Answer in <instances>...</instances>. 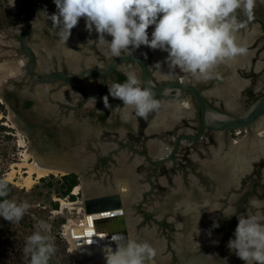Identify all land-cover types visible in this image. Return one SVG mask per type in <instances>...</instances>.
Returning a JSON list of instances; mask_svg holds the SVG:
<instances>
[{
	"label": "flooded vegetation",
	"instance_id": "flooded-vegetation-1",
	"mask_svg": "<svg viewBox=\"0 0 264 264\" xmlns=\"http://www.w3.org/2000/svg\"><path fill=\"white\" fill-rule=\"evenodd\" d=\"M53 6H56L53 0H0V39L8 49L0 58L10 64V70L11 66L19 67L22 80L14 81L17 89L34 91L37 85H45L28 74L26 67L30 59L20 43L29 24L30 7L34 15L26 46L36 56L34 75L42 77L61 72L78 75L86 70H106L115 58L106 54L94 36L86 34L95 30L89 32L86 20H79L82 25L78 23L73 27L65 42L61 38L62 29L50 17ZM236 14L242 24L235 33L236 42L244 46L246 52L231 59L237 62L234 66L218 63L211 69L210 78L197 79L178 67L169 66L163 73L167 63L165 57L159 59L157 52L147 46L141 52L136 49L142 55L146 53L154 83L159 87L171 82L195 85L212 107L241 115L264 95V0H255L251 17L243 9H238ZM106 39L111 40V36L106 35ZM34 46L46 54L45 61ZM44 46L50 48L52 57ZM156 62L161 63L159 69L155 67ZM231 70L246 80L237 97V92L229 91V87L218 89V83L224 81V72ZM129 72H135L141 86L145 87L142 65L138 61H127L120 62L106 76L92 74L72 83L62 79L47 83L49 93L58 94L55 99L50 96V103L46 101V91L42 90L45 98L40 103L47 107L48 114L44 115L43 123L55 131L58 164L75 169L70 173L78 180L72 191L77 200L75 204L83 206L88 194L93 195L91 198L119 194L121 199L126 190L124 185H130L126 197L129 210L121 200V208L110 212L113 215L92 213L98 214L94 218L96 238L86 243L98 246L100 254L109 246L115 250L113 235L124 236L120 243L125 244L129 239L126 214L129 212L136 240L143 242V235L149 233L152 242L164 247L161 255L159 249L156 251L158 260H153V264H165L166 257L169 264H179L181 254L189 262L190 251L203 248L211 249L218 263H232L229 257L232 251L227 244L234 238L238 218L226 219L221 211L231 205L237 214H243L250 198L264 200V115L254 126L239 131L209 128L202 131V110L193 93L187 89L183 92L173 89L166 97L153 94L160 101V107L147 117H140L133 108L111 97L108 91L113 83L125 82ZM163 75L168 78H162ZM224 91L230 96H225ZM92 94L96 97V105L85 108L83 105ZM9 95L17 99L15 93ZM105 95H109L107 108L103 103ZM245 141L252 143L247 153L240 160L235 158L236 169L224 175L219 164L225 161L233 145ZM88 185L100 189L99 193L108 188L113 191L97 195V191L85 190L84 186ZM78 195H81V203ZM217 207L221 211L212 210ZM84 217L87 220L85 210ZM216 222L219 227L214 228ZM96 254V263L104 264ZM240 263L245 264V261L240 260Z\"/></svg>",
	"mask_w": 264,
	"mask_h": 264
},
{
	"label": "clouds",
	"instance_id": "clouds-1",
	"mask_svg": "<svg viewBox=\"0 0 264 264\" xmlns=\"http://www.w3.org/2000/svg\"><path fill=\"white\" fill-rule=\"evenodd\" d=\"M57 12L50 17L62 29L61 38L66 42L79 19H86V27L98 34L96 41L105 45L107 55L121 57L131 55L142 45L168 53L166 62L185 73L200 79H208L211 69L218 63L244 54L246 48L236 42L235 33L242 27L237 10L251 17L255 0H53ZM154 26L149 34V27ZM111 36V40L106 39ZM146 56V53L144 54ZM155 67H161L160 62ZM167 79V75H163ZM109 95L134 109L136 115H147L160 107L149 88L142 87L135 72L127 73L123 83L108 86ZM76 93V92H75ZM77 96L81 97L79 93ZM109 95L103 97L109 107ZM82 98V97H81ZM96 97H90L83 105L95 107ZM98 111V110H97ZM7 196V184L0 181V197ZM246 213L237 214L229 205L221 211L226 219L237 216L234 238L227 244L229 250L245 264H264V200L252 197ZM29 208L27 202L0 200V216L8 221H19ZM219 227V223L213 224ZM49 225L40 221L38 230L26 239L24 252L29 264H49L56 248L47 235ZM210 234V232H209ZM113 235L116 247L104 249L106 264H153L156 250L147 242Z\"/></svg>",
	"mask_w": 264,
	"mask_h": 264
},
{
	"label": "water",
	"instance_id": "water-1",
	"mask_svg": "<svg viewBox=\"0 0 264 264\" xmlns=\"http://www.w3.org/2000/svg\"><path fill=\"white\" fill-rule=\"evenodd\" d=\"M51 11L53 14V13H56L58 10L56 6H53L51 8ZM33 15H34L33 9L30 7L29 24L27 26V30L25 31L20 43L22 45L24 52L26 53V55H28L30 59L26 67L27 72L31 77H33L39 83L46 85L47 83L55 82L59 79H62L67 83H72L76 81H81L92 74H96L99 76H106L112 73L120 62L138 61L143 67L144 86L146 88H149L154 95L166 97L167 94L173 89H179L181 92L187 89L193 93V95L195 96L202 110V126H201L202 131L206 128L216 130V131H226V130H238L239 131L241 129L250 128L254 126L257 123V121L262 117V115H264V95L260 97L256 102H254L241 115H235L229 112L220 111L212 107L206 101V99L204 98L200 90L195 85L184 84L182 82H171L162 87L157 86L154 83L150 75V70H149L146 57L140 54L136 49H135V54L115 57L110 62L106 70H101V69L86 70L78 75L72 72H61V73L48 74L46 76L38 77L34 75L33 73L35 66H36L35 53L32 49L26 46V37L32 26L30 22L32 20ZM78 23L80 24V26L82 25L81 24L82 22H78ZM153 27L154 26L149 27L148 29L149 34L153 30ZM86 34L88 36H94V38L98 39V34L95 30L94 32L86 33ZM3 41L4 40L0 39V56L6 54L8 50V49L6 50V48L4 47ZM34 49L36 50L37 54L43 59V61H45L44 59H45L46 54H42L40 52V47L34 46ZM44 49L46 53L49 54L50 57H52V52L50 48L48 46H44ZM156 52H157L156 57H159L161 54L165 56L167 53V52H163L160 49H157ZM23 62L25 64V60ZM5 63H6V60L3 58H0V65L5 64ZM224 64H228V63L224 61ZM19 71H20L19 68L16 66V68L10 70L9 73L3 74V76L0 75L1 77H3V79L0 81V95L3 96L4 99H6V101L12 108L13 112L15 113V116H14L15 120L20 125V129L22 130V132H25L23 133L24 135L28 137L29 133L32 132L31 131L32 129L33 130L40 129L41 131H45L43 133H46L48 136H51L52 138L56 140V134H55L54 129L45 127L43 123L44 115L45 114L48 115V114L46 113L44 107L41 106V103L38 100V97L40 93L42 92V90H45L46 91V101L47 103H50V96L53 99H55L57 98L58 94L57 93L50 94L48 87L45 85L43 86L37 85L34 91L33 90L30 91L28 88L27 89L26 88L17 89L14 85V81L22 80V75L19 74ZM233 75L236 76L239 74L234 70L224 72V79H223L224 81L223 83L218 84V87H227L228 82L230 81V78ZM10 93H15L17 95V99L11 97V95H9ZM31 148L33 149V151H36L37 153H39L41 156H44L45 153L43 154L42 150L38 151L37 149H35L34 144L31 145ZM74 171L75 169L73 167V169L69 170L66 174H70ZM112 191L113 190H110L108 188L106 191H101L102 193H96V194L103 195L104 193H108V192L111 193ZM88 196L89 197L86 198L83 204V208L87 215H90L96 212L97 213H103V212L110 213L114 209L121 208V203H120L121 199H120L119 194H114V195L105 194L103 196H98V197H93V198H91L93 196L92 194H88ZM81 243H85V242L82 240ZM163 250H164V247L160 248V251H159L160 255L162 254ZM190 252L192 256L198 255L200 256L199 258H202L201 256H204L206 258L208 257L209 259H211L213 264H220L214 259L212 250L209 248L208 249L203 248L201 250L192 249ZM232 254L235 255V252L232 251L229 256H231ZM166 258L167 260L165 261V264H169L168 257ZM179 259H180L179 264H184V262L185 264H188L191 262V259L189 262H186L182 254L179 255ZM230 264H242V263L232 262Z\"/></svg>",
	"mask_w": 264,
	"mask_h": 264
},
{
	"label": "rangeland",
	"instance_id": "rangeland-1",
	"mask_svg": "<svg viewBox=\"0 0 264 264\" xmlns=\"http://www.w3.org/2000/svg\"><path fill=\"white\" fill-rule=\"evenodd\" d=\"M12 112L6 99L0 95V181L11 185L12 195L8 200L27 202L29 208L18 222L0 216V264H29V255L24 252L26 239L38 230L40 221L49 225L47 235L56 248L52 255L54 264H76L72 239L66 235L65 229L69 224L79 225L85 220L83 206L75 204L76 198L62 195L64 174L42 177L32 174V182L28 183L29 165L33 163L32 157H26L29 139L14 126L11 116L15 113ZM41 178L46 179L41 181ZM78 197L81 203V195Z\"/></svg>",
	"mask_w": 264,
	"mask_h": 264
},
{
	"label": "bare ground",
	"instance_id": "bare-ground-1",
	"mask_svg": "<svg viewBox=\"0 0 264 264\" xmlns=\"http://www.w3.org/2000/svg\"><path fill=\"white\" fill-rule=\"evenodd\" d=\"M80 19L83 20V22H84V20H86L84 17H81ZM102 47H103V49L105 51H107V48H106L105 45H101V48ZM144 48H145V46L142 45L137 50L141 52L142 50H144ZM156 50L157 49H155V51ZM66 54H67V52H66ZM167 55H168V53H166V56ZM226 62L228 63V65H230L232 63L231 60H227ZM43 63H45V62H43ZM19 65H20V63H19ZM169 66L170 65L167 63L165 65V68H163V70L161 69L162 72L163 73H166V71L168 70V67ZM12 67L13 66H11V70L14 69ZM8 70L10 71V64L9 63L8 64L5 63V64L0 65V75L3 76V74L9 73ZM1 79H3V77L0 76V81H1ZM241 83H242L241 81H237L236 79H231L230 82H229L231 89L229 91H231L233 93L238 92L239 89L242 87L241 86ZM223 94L225 96H228V97L230 96V93L229 92H226V91H224ZM43 98H45V94H43L41 92L40 95H39V97H38V100L40 101ZM44 109L47 110V107L44 106ZM12 114H14V113L12 112ZM11 119H12L13 123L15 124L14 126L15 127L17 126L19 128V130L22 132V130L20 129V125L15 120V117L14 116L13 117L11 116ZM31 131L32 132L29 133V135H28V137H29V143H28V151H27V156L26 157L27 158H31L32 157L33 158V163H30V165H29L30 166V176L28 178V183L32 182V180H31V175L32 174H36L38 177L47 176L49 174L59 175V174H66L69 170L73 169V168L70 167V165L69 166H62V165H59L58 164L59 163V161H58L59 158L57 157V155L59 154L58 153L59 151H58L57 145L55 144L56 142H55V139L54 138H52L51 136H48L46 133H43L44 131H41L40 129H35V130L32 129ZM22 133H25V132H22ZM30 139H31V141H30ZM261 143L262 142L260 141V144ZM30 144L31 145L34 144L35 145V149H37L38 151L42 150L43 154L45 153L44 156H41L36 151H33V149L31 148V145ZM251 144L252 143L250 141L249 142L248 141H245V142H242L240 144L233 145L230 148V154L227 156V158L225 159V161L224 162H221L219 164L220 171L224 172V175H229V173H231V171H233L234 169H236V166H235V164H236L235 158H237L239 160L242 159V156L245 153H247L248 148H249V146ZM263 144L264 143H262V145ZM254 145H256V144L254 143V140H253V146ZM257 146H256V148H257ZM259 146H261V145H259ZM124 186L126 187V190L124 191L125 193H124L123 197L121 198V200H122V203L125 205V207L128 209V206H127L128 205L127 204L128 203V199H126V197L128 196L127 194L129 193L130 185L129 184H126ZM84 187H85V190L88 191V192H95V191H97L99 193V191H100V189L98 190V188H96L95 186L93 187L91 185H88V186H84ZM128 213L129 212L126 213L127 214V220L129 221V226H130L127 229L128 236H129V239H130V237L132 239H136L134 237V232H133V229H132V223H131L132 221H130L131 218L129 217ZM97 215L98 214H92L91 217L95 218ZM89 216L87 215V220L86 219L83 220L82 223L79 224V225H70L69 224V225L66 226L65 233H66V235L69 238L72 239V244H73L72 245V253H73L72 255H73V259L76 262V264H98V262L96 263V260H95L96 259V256L94 255L95 253H97L98 254L97 257H99V262L106 264V262H105V255L99 253V247L96 246V245H93V244L92 245L91 244L89 245V244L86 243V242H90V241H92V240H94L96 238V236H94V235L88 236V235L85 234L86 231H87V229L89 228V222H88V217ZM94 222L95 221L93 219V224H92L93 230L95 229L94 228V224H95ZM94 232H95V230H94ZM82 240H84L85 243H81ZM142 240L149 242L156 251L158 249L160 250V248H161L156 243V241L152 242L150 240L149 233L143 235ZM102 242H104V241H102ZM196 257L198 258V260H197ZM199 257L200 256H198V255L192 256L191 263L192 264H213L212 261H211V259H209L208 257L207 258L204 257V256H201L202 258H199ZM159 258H161V257H159ZM153 260H156V262H157V260H158L157 259V254L153 258ZM230 260H232L233 262L240 263V260L241 259L236 254L235 255L232 254L231 257H230ZM184 264H185V262H184Z\"/></svg>",
	"mask_w": 264,
	"mask_h": 264
},
{
	"label": "trees",
	"instance_id": "trees-1",
	"mask_svg": "<svg viewBox=\"0 0 264 264\" xmlns=\"http://www.w3.org/2000/svg\"><path fill=\"white\" fill-rule=\"evenodd\" d=\"M51 178H55L53 175H51ZM46 178H41V181H45ZM62 188L64 189L62 195L63 196H69L70 198H74L73 195H71V192L73 191V188L78 184L77 177L73 174L64 175L62 176ZM7 184V183H6ZM12 195L11 185L7 184V196L0 197V200L8 199L9 196ZM58 203L55 204V208L57 209ZM49 264H54L53 258L49 260Z\"/></svg>",
	"mask_w": 264,
	"mask_h": 264
},
{
	"label": "crops",
	"instance_id": "crops-1",
	"mask_svg": "<svg viewBox=\"0 0 264 264\" xmlns=\"http://www.w3.org/2000/svg\"><path fill=\"white\" fill-rule=\"evenodd\" d=\"M163 52H165V51H163ZM162 56H163V55L161 54L158 58H159V59H162ZM163 57L166 58L167 56L165 55V56H163ZM226 61H227V60H226ZM226 61H225V62H226ZM226 63H227V62H226ZM236 63H237V62L233 61L231 66H234ZM166 64H167V63H166ZM232 68H233V67H232ZM234 71H235V70H234ZM223 79H224V77H223ZM231 79H236L237 81H241V82H242L241 84H243V82L246 81V80L240 78L239 75H236V76L233 75V76L230 78V80H231ZM229 82H230V81H229ZM229 82H228V86H227V87H218V89H227L228 87L230 88V84H229ZM218 84H220V83H218ZM240 91H241V89H240ZM240 91L237 92L236 97L238 96V93H239ZM91 96L94 97V94H92ZM236 97H235V98H236ZM226 104H227V106H230L229 101H227V100H226ZM232 105L234 106V104H232Z\"/></svg>",
	"mask_w": 264,
	"mask_h": 264
},
{
	"label": "snow or ice",
	"instance_id": "snow-or-ice-1",
	"mask_svg": "<svg viewBox=\"0 0 264 264\" xmlns=\"http://www.w3.org/2000/svg\"><path fill=\"white\" fill-rule=\"evenodd\" d=\"M103 215L108 216V215H113V213L105 212V213H103ZM93 219H94V218L91 217V216L88 217L89 228L87 229V231H86V233H85V234L88 235V236H92V235L95 234V233H94V230H93V228H92Z\"/></svg>",
	"mask_w": 264,
	"mask_h": 264
}]
</instances>
